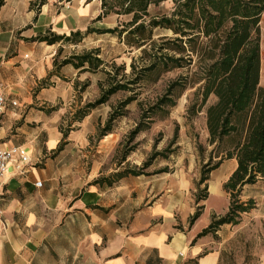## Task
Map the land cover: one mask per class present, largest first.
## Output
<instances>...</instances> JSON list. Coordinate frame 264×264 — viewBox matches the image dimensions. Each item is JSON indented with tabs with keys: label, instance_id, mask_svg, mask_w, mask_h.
I'll return each mask as SVG.
<instances>
[{
	"label": "crops",
	"instance_id": "crops-1",
	"mask_svg": "<svg viewBox=\"0 0 264 264\" xmlns=\"http://www.w3.org/2000/svg\"><path fill=\"white\" fill-rule=\"evenodd\" d=\"M32 1L0 0V90L6 98L0 142L23 146L30 156L23 172L10 163L0 184V264H225L226 224L202 232L220 216L237 159L212 170L201 185L208 197L199 203L193 163L163 176L118 175L128 156L116 169H103L100 157L118 137H95L98 116L88 112L67 135L60 129L80 87H99L106 78L107 67L91 72L60 65L80 53L76 48L95 33L88 28H99L101 0H48L40 7ZM78 30L84 34L78 43L38 38Z\"/></svg>",
	"mask_w": 264,
	"mask_h": 264
},
{
	"label": "trees",
	"instance_id": "trees-1",
	"mask_svg": "<svg viewBox=\"0 0 264 264\" xmlns=\"http://www.w3.org/2000/svg\"><path fill=\"white\" fill-rule=\"evenodd\" d=\"M163 1L166 0H101V13L96 20L101 21L112 13L131 15V19L113 28H88L87 33H117L130 47L141 48V58L146 63L136 66L133 60L131 73L128 74L125 64L113 62L115 70H106V78L99 84L101 95L89 102L86 108L106 103L119 91H129L132 93L120 102L125 108L138 100L136 86L144 81L157 82L165 73L175 69H186L187 73L172 80L164 94L149 108L164 110L165 105H175V91L187 86H197L202 104L211 96L215 98L206 111L208 141L213 148L208 161L202 166L197 186L200 188L206 183L212 170L224 160L235 157L238 165L224 184L230 196L229 209L224 215L213 216L210 226L202 232L205 234L224 224H237L241 214L252 209L255 203L253 199L241 201L243 188L264 179V88L260 85L264 0H173L174 6L169 14L152 16L150 6ZM47 2L33 0L31 4L40 7ZM156 28L170 31L171 35L155 39ZM72 36L50 31L38 38L50 44L61 40L78 43L84 38L80 30ZM69 63L78 68L84 67V71L95 72L105 67L107 62L101 49L95 48L73 54L63 59L60 65ZM139 104L142 106V101ZM85 111L78 117L79 121L86 116ZM123 112L117 107L114 109L100 128L98 138L112 132L115 120ZM148 127L139 122L130 132L131 139ZM176 138L174 136L172 142H176ZM167 150L154 151L141 167L125 168L118 175L146 173L153 160L166 156ZM128 155L129 152H126L123 160ZM167 170L168 167H165L156 173ZM204 190L205 194L196 195L197 203L207 199V185ZM201 208L198 206L193 220L199 216Z\"/></svg>",
	"mask_w": 264,
	"mask_h": 264
},
{
	"label": "rangeland",
	"instance_id": "rangeland-1",
	"mask_svg": "<svg viewBox=\"0 0 264 264\" xmlns=\"http://www.w3.org/2000/svg\"><path fill=\"white\" fill-rule=\"evenodd\" d=\"M173 6V0H166L158 5L152 4L149 11L152 16L169 14ZM130 19L131 15L119 16L112 13L99 22V28H113ZM261 32L264 77V13ZM162 35H171V32L160 28L154 30L155 39ZM95 48L101 49L102 56L107 62L105 67L111 71L115 70L113 62L117 65L125 64V72L128 74L131 73L133 60H135L136 66L146 63L141 58V48L130 47L120 39L117 33L95 32L87 36L76 49L82 53ZM70 49L67 48V51ZM186 73V69H175L165 73L157 82L144 81L135 87L139 93L138 100L132 101L125 108L121 107L120 102L132 92L119 91L113 94L106 103L87 109L86 105L95 101L101 95L102 90L100 86L89 87L87 90L85 87H80L79 90L82 94L78 91L75 97H72L61 121L60 129L66 132L77 127L80 122L78 117L86 110L87 113L93 112L94 116H98L99 125L95 134V137L98 138L100 128L105 125L108 117L117 107L118 111H124L113 124L112 132L117 134L118 140L112 145L108 154L100 157L103 169H116L123 161L126 152H129V161L122 168H139L154 151L168 149L166 156L161 155L155 158L145 172L155 174L165 167H168V172L171 170L180 172L185 169V166H190L193 163V172L196 173V178L199 180L202 166L208 161L213 148L209 145L207 136L206 111L207 107L215 102V98L211 96L205 104H202L201 93L196 91L197 86H187L175 91L173 96L176 100L175 105H165L164 110L149 108L157 101L158 97L164 94L172 80ZM139 101H142V106ZM146 114L148 117L145 116ZM139 122L149 125V127L141 130L134 139H131L130 132ZM174 136H177L176 142H172ZM159 173L162 176L165 175L163 172ZM114 175L116 176V174ZM196 187V195L205 194L206 190L204 187L199 188L197 182ZM250 199L254 200V207L248 212L242 213L237 224H226L222 233L221 244L225 249V264H264V179L243 188L241 201L247 202ZM229 205L230 196L227 192V198L221 200L220 215H224L228 211Z\"/></svg>",
	"mask_w": 264,
	"mask_h": 264
},
{
	"label": "built area",
	"instance_id": "built-area-1",
	"mask_svg": "<svg viewBox=\"0 0 264 264\" xmlns=\"http://www.w3.org/2000/svg\"><path fill=\"white\" fill-rule=\"evenodd\" d=\"M13 104H16L14 102ZM6 108V98L0 90V115ZM30 161V156L27 150L20 145H7L0 142V184L5 177L8 166L12 162L17 163V167L23 172L24 165ZM38 186H42V182L37 183Z\"/></svg>",
	"mask_w": 264,
	"mask_h": 264
}]
</instances>
